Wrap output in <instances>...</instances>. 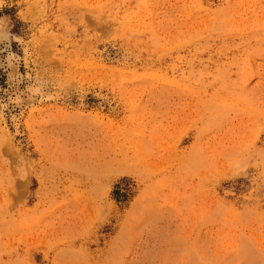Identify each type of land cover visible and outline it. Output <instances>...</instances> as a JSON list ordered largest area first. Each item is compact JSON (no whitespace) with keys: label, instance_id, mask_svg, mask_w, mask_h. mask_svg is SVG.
I'll list each match as a JSON object with an SVG mask.
<instances>
[{"label":"rangeland","instance_id":"rangeland-1","mask_svg":"<svg viewBox=\"0 0 264 264\" xmlns=\"http://www.w3.org/2000/svg\"><path fill=\"white\" fill-rule=\"evenodd\" d=\"M0 264H264V0H0Z\"/></svg>","mask_w":264,"mask_h":264}]
</instances>
